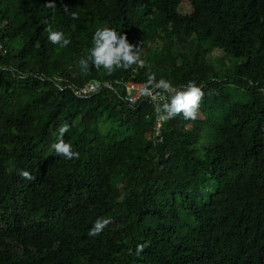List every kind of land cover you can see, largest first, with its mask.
Returning <instances> with one entry per match:
<instances>
[{
	"label": "trees",
	"instance_id": "1",
	"mask_svg": "<svg viewBox=\"0 0 264 264\" xmlns=\"http://www.w3.org/2000/svg\"><path fill=\"white\" fill-rule=\"evenodd\" d=\"M104 25L202 88L196 120L154 141V105L122 100L148 69L81 71ZM0 45V264H264V0H0ZM65 122L79 159L51 148Z\"/></svg>",
	"mask_w": 264,
	"mask_h": 264
},
{
	"label": "clouds",
	"instance_id": "2",
	"mask_svg": "<svg viewBox=\"0 0 264 264\" xmlns=\"http://www.w3.org/2000/svg\"><path fill=\"white\" fill-rule=\"evenodd\" d=\"M44 7L54 11L56 5L49 2ZM65 12L69 13L67 8ZM70 15L72 19H78L76 12H71ZM44 23L48 22L44 21ZM45 31L48 33V42L55 46L65 48L71 43L62 31L53 30L51 25L46 27ZM91 43L92 46L88 49L87 55L78 60V66L83 73L87 74L91 67H95L98 71L103 68L109 75L118 70L132 69L133 66L146 68L148 69L146 81L141 85L140 94L148 99L159 97V102L154 104V114L158 121L168 122L181 114L186 121H194L198 118L204 92L194 81H189L181 87H174L166 79L157 80L155 74L151 72V66L141 58L142 47L131 44L126 34L106 25L95 30ZM92 84L93 90L101 87L99 81H93ZM56 131L58 133L56 142L51 145L54 154L65 160L79 159V152L75 151L72 144L66 143L64 139L65 134L70 131V125L65 122ZM19 175L25 180L34 179L28 171L20 170ZM110 223L111 220L108 218H97L89 229V237L99 236ZM142 250L143 246L137 249V251Z\"/></svg>",
	"mask_w": 264,
	"mask_h": 264
},
{
	"label": "built area",
	"instance_id": "3",
	"mask_svg": "<svg viewBox=\"0 0 264 264\" xmlns=\"http://www.w3.org/2000/svg\"><path fill=\"white\" fill-rule=\"evenodd\" d=\"M1 49L2 47L0 45V50ZM142 84L143 83L141 82H135L132 80L126 81L123 84L124 95L122 97V100H124L128 105L132 107H137L141 105L142 103H149L151 105H154L156 102H159V97H155V99H148V98L141 96L140 93H141ZM107 85L111 86L109 83H107ZM93 87H94L93 84L89 83L83 89L76 91L75 94L78 97H88L90 94H93L96 91V90H93ZM163 125H164V122L156 120L155 135L153 138L154 141H157L161 138ZM160 141H163V139H161Z\"/></svg>",
	"mask_w": 264,
	"mask_h": 264
},
{
	"label": "rangeland",
	"instance_id": "4",
	"mask_svg": "<svg viewBox=\"0 0 264 264\" xmlns=\"http://www.w3.org/2000/svg\"><path fill=\"white\" fill-rule=\"evenodd\" d=\"M3 49V48H2ZM2 49L0 50V53L2 52ZM111 86H108L107 83L101 84V87L99 89H97L93 94H90L89 96H92L94 94H97L103 87H109L112 88V84L110 82H108ZM86 98V97H85Z\"/></svg>",
	"mask_w": 264,
	"mask_h": 264
}]
</instances>
